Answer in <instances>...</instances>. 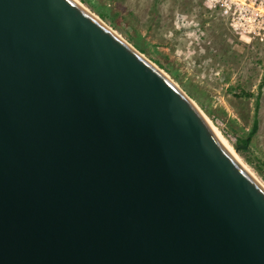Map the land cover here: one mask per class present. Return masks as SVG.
I'll list each match as a JSON object with an SVG mask.
<instances>
[{"label":"water","instance_id":"water-1","mask_svg":"<svg viewBox=\"0 0 264 264\" xmlns=\"http://www.w3.org/2000/svg\"><path fill=\"white\" fill-rule=\"evenodd\" d=\"M149 61L74 0H0V264H264V189Z\"/></svg>","mask_w":264,"mask_h":264},{"label":"rangeland","instance_id":"rangeland-1","mask_svg":"<svg viewBox=\"0 0 264 264\" xmlns=\"http://www.w3.org/2000/svg\"><path fill=\"white\" fill-rule=\"evenodd\" d=\"M78 1L170 77L233 150H249L264 168V37L244 33L247 42L240 40L211 0ZM255 119L250 142L237 145Z\"/></svg>","mask_w":264,"mask_h":264},{"label":"built area","instance_id":"built-area-1","mask_svg":"<svg viewBox=\"0 0 264 264\" xmlns=\"http://www.w3.org/2000/svg\"><path fill=\"white\" fill-rule=\"evenodd\" d=\"M213 7H220L223 15L230 20V28L243 40L244 33L260 35L264 37V0H211ZM204 6L211 9L204 3ZM185 30H189V24H182ZM187 35V34H185ZM252 40V37H249ZM249 40V41H250Z\"/></svg>","mask_w":264,"mask_h":264},{"label":"trees","instance_id":"trees-1","mask_svg":"<svg viewBox=\"0 0 264 264\" xmlns=\"http://www.w3.org/2000/svg\"><path fill=\"white\" fill-rule=\"evenodd\" d=\"M257 129V120L255 119L253 122V128L251 131V135H249L247 138H238L237 140V145H247L250 140L252 135L255 133ZM239 153L245 158L246 162L248 165H250L259 175L260 177L264 180V168H263V164L261 161H259L257 158L253 157L250 154V151L247 149H239Z\"/></svg>","mask_w":264,"mask_h":264},{"label":"bare ground","instance_id":"bare-ground-1","mask_svg":"<svg viewBox=\"0 0 264 264\" xmlns=\"http://www.w3.org/2000/svg\"><path fill=\"white\" fill-rule=\"evenodd\" d=\"M76 3H78L79 5H81L83 8H85L78 0H74ZM85 10H87L85 8ZM89 11V10H87ZM91 13V12H90ZM93 14V13H91ZM94 15V14H93ZM96 17V15H94ZM98 18V17H97ZM150 62V61H149ZM151 64L153 66H155L152 62ZM158 70H160L165 76H167L161 69H159L157 66H155ZM168 77V76H167ZM170 79V77H168ZM207 123L210 125V127L212 128V130L214 131L215 135L218 137V139L221 141V143L224 145V147L230 152V154L238 161V163L247 171V173L264 189V185L258 180V178L249 170L248 167H246L241 161L240 159L237 157L235 151L232 149L231 146H229L228 142L222 137V135H220V133L218 132V130L216 129V127L210 122V120H208L205 117Z\"/></svg>","mask_w":264,"mask_h":264}]
</instances>
